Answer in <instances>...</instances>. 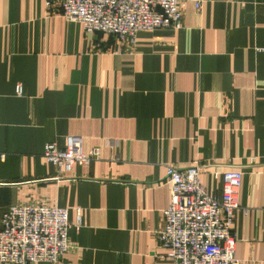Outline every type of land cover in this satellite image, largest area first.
Returning <instances> with one entry per match:
<instances>
[{"label": "crops", "instance_id": "obj_1", "mask_svg": "<svg viewBox=\"0 0 264 264\" xmlns=\"http://www.w3.org/2000/svg\"><path fill=\"white\" fill-rule=\"evenodd\" d=\"M45 1L0 0V226L13 204H58L72 247L56 264H177L156 236L166 164L209 163L202 183L221 196L228 160L243 171L236 256L264 264V0H185L183 28L134 47ZM67 135L101 156L57 179L44 145Z\"/></svg>", "mask_w": 264, "mask_h": 264}, {"label": "built area", "instance_id": "obj_2", "mask_svg": "<svg viewBox=\"0 0 264 264\" xmlns=\"http://www.w3.org/2000/svg\"><path fill=\"white\" fill-rule=\"evenodd\" d=\"M54 0H46L50 8ZM58 13L67 21L78 22L86 33L103 32L134 47L141 31L183 28L185 0H59ZM201 7V1L196 2ZM259 50H264L259 48ZM17 95L23 87L16 86ZM107 144L118 143L109 139ZM101 150L85 149V137L67 135L64 148L55 142L44 145L43 158L55 169V178L70 173L76 164L99 159ZM254 158L252 159V162ZM221 196H211L201 180L210 164L201 160L180 168L166 164L170 202L163 211L164 225L156 233L166 249L164 257L177 264H241L236 256L237 237L233 231L235 211L243 171L227 160ZM218 165V166H219ZM69 209L44 202H19L2 215L0 226V264H56L72 245L69 237Z\"/></svg>", "mask_w": 264, "mask_h": 264}]
</instances>
